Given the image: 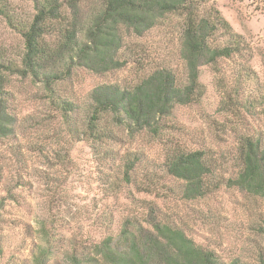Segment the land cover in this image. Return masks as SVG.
Returning a JSON list of instances; mask_svg holds the SVG:
<instances>
[{"label":"rangeland","instance_id":"1","mask_svg":"<svg viewBox=\"0 0 264 264\" xmlns=\"http://www.w3.org/2000/svg\"><path fill=\"white\" fill-rule=\"evenodd\" d=\"M6 1L18 19L32 17L31 0ZM211 6L244 37L250 56L220 61L217 70L203 67L201 99L176 107L159 138L113 127L111 139L92 143L80 133L94 87H130L162 64L174 67L183 81L177 15L142 37L125 35L119 59L126 63L120 69L101 74L75 69L59 82L54 98L73 105L70 120L62 118L40 84L8 78L15 123L12 134L0 139V264H31L41 244L40 221L52 236L49 264H64L67 252L114 237L126 217L144 213L143 200L221 261L264 264V198L225 184L237 171L240 139L264 137V0H205L204 7ZM21 52V37L0 17V54L18 62ZM175 149L204 151L215 169L212 185L219 188L203 199L181 198V182L164 168L165 156ZM126 159L134 161L130 184L123 178ZM148 186L150 195L142 192Z\"/></svg>","mask_w":264,"mask_h":264},{"label":"trees","instance_id":"2","mask_svg":"<svg viewBox=\"0 0 264 264\" xmlns=\"http://www.w3.org/2000/svg\"><path fill=\"white\" fill-rule=\"evenodd\" d=\"M33 15L20 20L6 0H0V17L22 39L19 61L0 54V139L13 132L15 118L7 101L10 76L29 78L40 84L62 118L71 119L73 105L56 99L54 87L75 69L101 74L120 69L125 35L142 37L170 15L181 17L178 59L183 81L176 69L162 64L150 68L134 85L121 88L104 84L89 93V110L81 138L100 143L113 137V127L129 134L147 133L159 138L164 122L174 109L199 102L203 67L217 70L220 61L250 56L244 37L235 33L205 0H31ZM138 160V159H134ZM237 171L226 186L247 195L264 198V137L240 139ZM166 174L181 182V198L198 200L219 188L213 161L204 151L172 150L164 159ZM134 161L125 160L123 178L133 183ZM153 192L151 187L142 189ZM145 212L126 217L117 234L107 235L89 249H72L64 264H238L225 263L194 243L172 222L162 219L150 202L142 201ZM41 244L31 264H49L54 255L52 236L44 221L38 222Z\"/></svg>","mask_w":264,"mask_h":264}]
</instances>
